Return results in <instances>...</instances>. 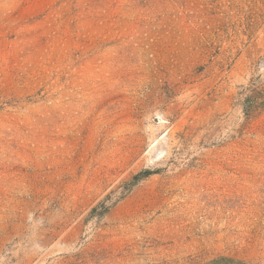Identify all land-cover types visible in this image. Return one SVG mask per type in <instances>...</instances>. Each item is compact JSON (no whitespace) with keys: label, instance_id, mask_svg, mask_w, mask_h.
Listing matches in <instances>:
<instances>
[{"label":"rangeland","instance_id":"rangeland-1","mask_svg":"<svg viewBox=\"0 0 264 264\" xmlns=\"http://www.w3.org/2000/svg\"><path fill=\"white\" fill-rule=\"evenodd\" d=\"M0 264H264V0H0Z\"/></svg>","mask_w":264,"mask_h":264},{"label":"trees","instance_id":"trees-1","mask_svg":"<svg viewBox=\"0 0 264 264\" xmlns=\"http://www.w3.org/2000/svg\"><path fill=\"white\" fill-rule=\"evenodd\" d=\"M154 173L152 171H148V172H145V173H141L139 175H137L135 177V180H139L141 177H149L151 175H153Z\"/></svg>","mask_w":264,"mask_h":264}]
</instances>
